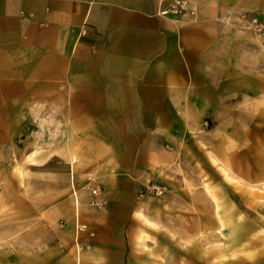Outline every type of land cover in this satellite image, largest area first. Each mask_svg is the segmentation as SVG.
Listing matches in <instances>:
<instances>
[{
	"label": "rangeland",
	"instance_id": "rangeland-1",
	"mask_svg": "<svg viewBox=\"0 0 264 264\" xmlns=\"http://www.w3.org/2000/svg\"><path fill=\"white\" fill-rule=\"evenodd\" d=\"M216 21L225 33L202 51L185 85L200 97L184 98L195 108L174 131L133 129L127 114L68 129L33 99L7 122L0 113V264H39L66 235L75 245L88 226L74 211L67 227L58 203L76 193L105 210L118 180L137 208L122 228L124 264H170L178 252L185 264H264V15L230 8Z\"/></svg>",
	"mask_w": 264,
	"mask_h": 264
},
{
	"label": "crops",
	"instance_id": "crops-1",
	"mask_svg": "<svg viewBox=\"0 0 264 264\" xmlns=\"http://www.w3.org/2000/svg\"><path fill=\"white\" fill-rule=\"evenodd\" d=\"M188 1L195 16L166 11L170 0H0L5 121L24 113V99H33L47 102L48 113L63 114L68 129L104 130L103 115L127 114L133 129L174 131L180 115L195 108H187L184 98L200 97L185 85L200 72L202 51L209 52L225 33L217 15L230 8L264 15V0ZM111 189L105 210L88 207L76 193L58 203L66 226L75 211L88 233H80L76 243L82 249L66 235L63 248L40 251L39 264L125 263L122 228L137 208L123 180ZM110 220L115 229H105ZM175 258L170 264H185L184 253Z\"/></svg>",
	"mask_w": 264,
	"mask_h": 264
},
{
	"label": "built area",
	"instance_id": "built-area-1",
	"mask_svg": "<svg viewBox=\"0 0 264 264\" xmlns=\"http://www.w3.org/2000/svg\"><path fill=\"white\" fill-rule=\"evenodd\" d=\"M188 6V0H170L166 11L173 13H180L184 11ZM157 188V187H156ZM92 193H96V190H92ZM96 204H100L99 200H96Z\"/></svg>",
	"mask_w": 264,
	"mask_h": 264
}]
</instances>
